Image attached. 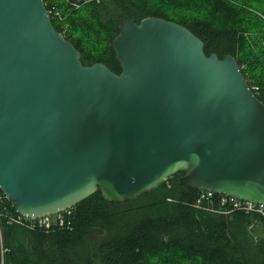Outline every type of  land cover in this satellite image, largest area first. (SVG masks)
Segmentation results:
<instances>
[{
	"label": "water",
	"instance_id": "obj_1",
	"mask_svg": "<svg viewBox=\"0 0 264 264\" xmlns=\"http://www.w3.org/2000/svg\"><path fill=\"white\" fill-rule=\"evenodd\" d=\"M120 73L83 66L43 0H0V192L35 220L96 192L109 205L177 185L264 206V104L236 59L184 26L121 20Z\"/></svg>",
	"mask_w": 264,
	"mask_h": 264
},
{
	"label": "trees",
	"instance_id": "obj_2",
	"mask_svg": "<svg viewBox=\"0 0 264 264\" xmlns=\"http://www.w3.org/2000/svg\"><path fill=\"white\" fill-rule=\"evenodd\" d=\"M54 2L62 20L50 18L52 26L83 66L101 63L119 74L111 47L118 23L162 18L200 39L205 55L233 56L264 104V0H100L78 9ZM176 178L124 205H109L96 192L74 207L71 231L52 233L9 223L17 214L0 192V264H264V238L253 230L254 223L264 230L261 215L224 214L217 195L197 205L201 191L179 187ZM92 230L104 237L85 246Z\"/></svg>",
	"mask_w": 264,
	"mask_h": 264
},
{
	"label": "built area",
	"instance_id": "obj_3",
	"mask_svg": "<svg viewBox=\"0 0 264 264\" xmlns=\"http://www.w3.org/2000/svg\"><path fill=\"white\" fill-rule=\"evenodd\" d=\"M55 0H47V4L49 7V10H47V13L50 18H56L58 20H62V17L57 10L55 6ZM65 3L71 8V9H78L80 6L88 3H98L100 0H64ZM214 196H216L213 193L210 192H200L197 195V205H201L205 202L212 203L214 201ZM217 205H219L220 208H222L224 211H226L224 214H227L229 212L238 211L245 214L250 213H257L261 215L264 219V206L263 205H256L246 202H241L236 199L230 198V197H224L217 195ZM74 208L67 209L65 211H62L56 215L44 217L41 219H35L30 220L21 216H9L8 222L9 223H16L19 225H22L30 230H38L43 231L45 233H52L56 231H71L73 229L74 225Z\"/></svg>",
	"mask_w": 264,
	"mask_h": 264
},
{
	"label": "rangeland",
	"instance_id": "obj_4",
	"mask_svg": "<svg viewBox=\"0 0 264 264\" xmlns=\"http://www.w3.org/2000/svg\"><path fill=\"white\" fill-rule=\"evenodd\" d=\"M99 2L96 4H99ZM253 230H254V235H255L254 237H264V230L261 228V225L259 223L254 224ZM103 237H104V235L101 234V232H99V230H92L89 232L88 237L86 238V240L83 243L85 246L90 245V247H91V246L98 244L100 242V240L103 239ZM80 252L82 254L84 253L83 248L81 249Z\"/></svg>",
	"mask_w": 264,
	"mask_h": 264
},
{
	"label": "crops",
	"instance_id": "obj_5",
	"mask_svg": "<svg viewBox=\"0 0 264 264\" xmlns=\"http://www.w3.org/2000/svg\"><path fill=\"white\" fill-rule=\"evenodd\" d=\"M255 224V223H254ZM262 238H264V237H262Z\"/></svg>",
	"mask_w": 264,
	"mask_h": 264
}]
</instances>
